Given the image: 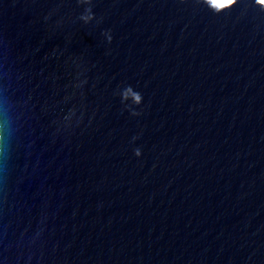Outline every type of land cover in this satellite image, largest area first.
Masks as SVG:
<instances>
[{"label":"water","instance_id":"obj_1","mask_svg":"<svg viewBox=\"0 0 264 264\" xmlns=\"http://www.w3.org/2000/svg\"><path fill=\"white\" fill-rule=\"evenodd\" d=\"M0 264H264V3L0 0Z\"/></svg>","mask_w":264,"mask_h":264},{"label":"snow or ice","instance_id":"obj_2","mask_svg":"<svg viewBox=\"0 0 264 264\" xmlns=\"http://www.w3.org/2000/svg\"><path fill=\"white\" fill-rule=\"evenodd\" d=\"M262 3H264V0H261Z\"/></svg>","mask_w":264,"mask_h":264}]
</instances>
